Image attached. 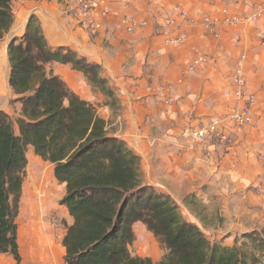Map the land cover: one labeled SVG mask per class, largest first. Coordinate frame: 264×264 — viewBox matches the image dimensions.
I'll return each instance as SVG.
<instances>
[{"label": "crops", "instance_id": "1", "mask_svg": "<svg viewBox=\"0 0 264 264\" xmlns=\"http://www.w3.org/2000/svg\"><path fill=\"white\" fill-rule=\"evenodd\" d=\"M99 3L121 15L110 18L107 30L98 32L100 35L81 30L77 20L67 16L68 10L56 2L31 0L17 4L13 25L0 40V111L8 114V107L2 108L3 98L11 94L12 100L16 99L8 85V44L23 35L28 18L34 14L51 47L68 48L99 66L101 77L117 94L122 111L113 123L105 122L106 131L139 157L144 185L179 205L185 198L209 205L213 200L223 222L218 221L209 229L198 215L190 223L211 243L231 248L237 233L248 230L249 219L244 227V220L240 221L236 215L234 228L224 233V224L230 221L225 207L229 204L232 209L237 193H241L242 203L246 199L264 205V190L258 192L256 185L258 176L264 173V162L257 158L264 155V0H99ZM174 8L194 16L220 17L223 12L249 16L258 9L262 14L257 23L222 28L216 38L196 29L185 44L165 45L161 37L154 35L153 19L157 23L160 16ZM124 16L134 17L145 26L125 36L117 28L118 20ZM197 51L209 55L208 64L193 74H184L186 63ZM240 56L244 57L246 86L257 99L253 127L242 134L232 133L229 144L220 143L216 151L207 144L192 145L183 137V131L194 119L193 127L201 121V125L207 124L214 114H223L227 106L222 96L233 89V70ZM79 75L82 92L70 88L80 99L90 102V96L82 95L87 85ZM168 98L173 102L167 103ZM14 105L19 111V104ZM112 126H117L115 131L109 130ZM253 181V192L244 190Z\"/></svg>", "mask_w": 264, "mask_h": 264}, {"label": "trees", "instance_id": "2", "mask_svg": "<svg viewBox=\"0 0 264 264\" xmlns=\"http://www.w3.org/2000/svg\"><path fill=\"white\" fill-rule=\"evenodd\" d=\"M11 1L0 0V40L14 22ZM7 57L8 85L20 114L14 120L0 111V255L21 264L17 219L31 147L64 186L59 205L71 218L61 240L64 264H256L235 247L211 244L168 197L142 185L139 158L108 135L90 103L46 70L69 66L115 103L98 65L68 48L49 47L34 16L23 35L9 42ZM136 223L164 249L158 262L131 256Z\"/></svg>", "mask_w": 264, "mask_h": 264}, {"label": "rangeland", "instance_id": "3", "mask_svg": "<svg viewBox=\"0 0 264 264\" xmlns=\"http://www.w3.org/2000/svg\"><path fill=\"white\" fill-rule=\"evenodd\" d=\"M22 1H31V0L11 1V9H12L13 17L16 14L17 4L22 3ZM33 1L36 2L47 1L49 3L56 2L59 6H63L64 10H68L67 16H71L72 19H76L75 16L76 4L83 1H87L100 5L99 0H33ZM108 11L110 12L111 17L118 18L121 16L120 14L119 16L116 15L110 10ZM31 16H34L37 19V17L34 14ZM152 27L153 29H155L154 35L158 37V28L156 24V19H153ZM94 35H100V33H96ZM47 44L49 47H51V45H49L48 42ZM51 48L56 49L60 47H51ZM46 70L51 71L54 75L60 77L72 92H74V90L71 88H74L76 91L79 90V92H82L79 86L81 85V83L80 81H78L80 79L79 78L77 79L78 72L72 71L69 66L67 67L58 64H52L48 66ZM84 82L86 83L87 88H86V92L82 93V95L90 96V102L88 103H90L95 108L98 117L106 119V121L104 119L103 120L108 124H111V122L113 123L115 117L122 112L119 106V99L113 88L110 87L109 83L107 82L108 86L113 91L114 94L113 98L115 99V103L112 101L113 99H111L110 97L104 96L99 90L92 88L87 83L85 78H84ZM12 98L13 97L11 94L8 96L7 99L4 100L3 98L2 108H5L7 106L8 115L15 120L19 117L20 109L19 111L16 110L14 105L16 101L12 100ZM224 115H226V110L223 111V116ZM217 116L218 114H214V116L212 115V117L214 118H216ZM190 119L187 120L189 121ZM194 121H196V119L188 123V126L183 131L182 135L185 138V140L192 143V145L194 144L197 145L198 143L194 142L191 139V133L193 130L202 128L206 124L201 125L202 122L201 121L197 126L194 125L195 127H193L192 123ZM116 128L117 126H112L109 130L115 131ZM229 142H227V144H229ZM220 143L221 142L210 141L207 143V146H209V148L210 147L213 148L214 151L215 147L219 146ZM26 159H27V165H26L25 177L22 186V193H21V199L19 205V215L17 219L18 246H19V253L21 256V264H64L63 263L64 249L61 246V240L65 233L66 226L71 224V218L68 216L66 209L63 206L59 205V201L64 195V186L58 185V183L55 181L53 177V166L47 162L42 161L40 158L36 157L33 154V150L31 147H28L27 149ZM140 173H141L142 185H144L143 183L144 175L142 173L141 167H140ZM254 181L251 184L247 183L244 186V190L247 189L249 192L252 193L255 188ZM256 185L257 186L259 185V176ZM152 189L158 194L162 195V193H159L154 188ZM258 192H260L259 189ZM209 193L211 194L210 196H213L212 191H210ZM240 195L241 193L236 194L238 199H236V203L233 206L231 205L232 207L231 210L229 208L230 207L229 204L227 205V207H225L226 212L230 214L229 220L231 222L228 221L226 224L223 223L225 227L222 230L226 231L224 233H228L227 230H232L234 228L233 227L234 225H232V223H234V220H236L237 218L235 217L236 215H238V218H241L240 221L244 220L243 221L244 227L246 220L249 219L248 222L246 223V227L248 228V230L244 234L237 233L236 238L233 240V244L231 247H235L239 249L246 256H251L256 258L257 260L256 264H264V219L262 217L264 216V205L263 203H259V202L254 203L251 202L250 200L247 201L246 199L244 203H242L239 201ZM169 199L176 205L180 217L187 223H190L192 221L193 216L197 217L198 215H200L203 218L201 219L204 223H207L209 225V229L212 228L213 225L216 226L218 221L223 222V219L219 217L220 216L219 208L213 200H211L212 205H209L210 203L204 204L200 202L199 199L192 201L189 198H185L182 204L179 205L176 204L171 198ZM248 214L251 215V218L247 217ZM218 218H220V220L222 221L218 220ZM190 224L194 225L193 223ZM254 224H256V226H254ZM208 225L206 226L208 227ZM132 230L134 234V242L132 246L129 248L131 256L149 258L153 262H158L165 253L164 249L157 243V241L153 238V236L149 232H147L146 228L142 224L140 223L134 224ZM213 233L214 232H212V234ZM209 242L211 243V241ZM211 244L218 245L217 242H212ZM0 264H14V262L11 256L0 255Z\"/></svg>", "mask_w": 264, "mask_h": 264}, {"label": "built area", "instance_id": "4", "mask_svg": "<svg viewBox=\"0 0 264 264\" xmlns=\"http://www.w3.org/2000/svg\"><path fill=\"white\" fill-rule=\"evenodd\" d=\"M125 2V0H121ZM245 1V0H243ZM223 16L202 14L194 16L181 8H174L169 14H164L157 19L158 36L162 38L165 45L180 46L185 44L196 29H201L204 34L217 37L222 28L236 26L242 23H257L262 11L258 9L249 16L228 15ZM75 16L78 27L89 33L106 31L110 18V12L100 5L92 2L83 1L76 5ZM145 26L144 22L136 20L134 17L124 16L118 20L117 28L120 32L129 36L139 31ZM243 56L238 59L232 75L233 89L223 93L225 101L226 115L212 117L202 128L195 129L191 133V139L198 144H207L210 141L221 143L229 142L231 134H242L246 129L253 127L255 118L256 96L251 93L245 81L244 70L242 67ZM209 62V55L196 52L193 59L188 61L184 67V74L190 75L203 69ZM171 98L167 103H172ZM210 151L207 152L209 156ZM264 162V155L257 157ZM259 190H264V173L259 176Z\"/></svg>", "mask_w": 264, "mask_h": 264}]
</instances>
